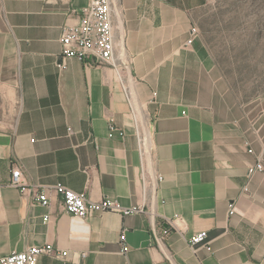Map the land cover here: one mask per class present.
Returning <instances> with one entry per match:
<instances>
[{"label": "crops", "instance_id": "0c3cea01", "mask_svg": "<svg viewBox=\"0 0 264 264\" xmlns=\"http://www.w3.org/2000/svg\"><path fill=\"white\" fill-rule=\"evenodd\" d=\"M88 2L0 0V258L52 245L66 256L37 264H264V171L248 176L264 165V109L254 119L198 36L187 44L209 0H113L115 67L60 69L62 29ZM132 114L149 139L145 173ZM15 166L24 193L8 184ZM57 184L146 213L76 218L51 191L48 206L33 202L32 186ZM203 231L211 251L191 249Z\"/></svg>", "mask_w": 264, "mask_h": 264}, {"label": "built area", "instance_id": "2783aa9c", "mask_svg": "<svg viewBox=\"0 0 264 264\" xmlns=\"http://www.w3.org/2000/svg\"><path fill=\"white\" fill-rule=\"evenodd\" d=\"M112 16L113 0H89L88 4L81 10L78 23L73 26L66 25L62 29L59 68L64 69L65 61L69 59H76L85 67H91L96 62L98 64H110L115 67L118 58L117 55L120 51V43L114 39ZM197 36L198 29L193 27L191 29V38L187 41V44L191 45ZM124 91L127 100L130 102L128 91L126 89ZM131 110L134 113V110ZM132 115L137 152L141 160V171L145 173L148 171L146 162L150 155L149 139L144 128L140 125L138 118L134 114ZM116 131L120 138L124 137V132L116 129L113 125L109 127V137H112L113 132ZM249 153H252V150H249ZM263 171L264 165L258 162L248 169V176H251L255 172ZM8 184L21 193L25 192L26 184L20 167L15 166L12 169ZM29 191L33 202L43 207L49 205L47 191L53 192L59 200L61 211L76 218L85 219L97 213H115L122 216L146 213L142 206L124 207L117 200L103 199L93 201L86 193H76L61 184L53 187L32 186ZM233 214L234 210L231 207L229 215ZM47 220L48 217H45L44 221ZM165 221L172 224V219H165ZM166 234L167 231L164 230L163 235L165 236ZM162 236L159 234L158 241L162 242ZM119 239L122 245L121 253L126 254L128 247L125 243V234H122ZM188 244L191 249L202 246L207 251H211L209 243L207 242V232L204 231L192 235ZM42 255L61 258L65 257L66 253L56 251L52 245L34 246L21 252H11L8 255L2 256L0 258V264H37V259Z\"/></svg>", "mask_w": 264, "mask_h": 264}, {"label": "rangeland", "instance_id": "374dc122", "mask_svg": "<svg viewBox=\"0 0 264 264\" xmlns=\"http://www.w3.org/2000/svg\"><path fill=\"white\" fill-rule=\"evenodd\" d=\"M197 28L200 46L224 86L259 120L264 109V0H209Z\"/></svg>", "mask_w": 264, "mask_h": 264}]
</instances>
